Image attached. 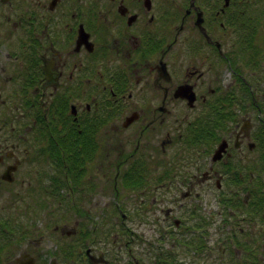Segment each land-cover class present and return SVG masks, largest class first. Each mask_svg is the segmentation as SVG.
Returning a JSON list of instances; mask_svg holds the SVG:
<instances>
[{"label": "flooded vegetation", "instance_id": "obj_1", "mask_svg": "<svg viewBox=\"0 0 264 264\" xmlns=\"http://www.w3.org/2000/svg\"><path fill=\"white\" fill-rule=\"evenodd\" d=\"M261 53L264 0H0V264H114L98 232L109 219L88 214L118 212L125 231L128 212L178 226V191L202 214L205 196L235 207L248 188L237 206L262 216L264 92L247 96ZM17 182L47 197L40 210L81 216L53 226L73 244L43 254L38 228L13 222ZM203 240L186 242L191 264Z\"/></svg>", "mask_w": 264, "mask_h": 264}, {"label": "rangeland", "instance_id": "obj_2", "mask_svg": "<svg viewBox=\"0 0 264 264\" xmlns=\"http://www.w3.org/2000/svg\"><path fill=\"white\" fill-rule=\"evenodd\" d=\"M261 55L262 62L264 63V53H261ZM255 57L256 59H253L254 61L259 60L257 54H255ZM262 65L257 69L254 67L253 71H257L258 73L261 71L264 72ZM223 72L226 73V77L229 79V71L224 69ZM262 82H264V76L263 81L253 76L247 96L251 92L252 98L255 97L254 102L257 99L262 100L261 97L264 92V83ZM244 102H247V100H244ZM248 113H251V117L255 119L257 113L254 110H250ZM207 161L211 162L210 160ZM253 161H257L255 154L253 155ZM260 166L254 165L253 171H259L260 174L258 176L255 174L256 182L261 183L260 185L264 188V166L262 168ZM208 168L209 166L206 163L205 169ZM222 168H220L221 173L223 172ZM247 189L243 187L239 192V196L234 194L242 204L245 198L248 197L247 201L252 199V196H248ZM194 195L193 193L191 197L192 201L190 199L184 200L181 197V191H178L177 200L185 202V208L175 215V218L180 221L178 226L175 225L174 219L163 221L164 213L162 215L153 212L148 214L143 213L138 217L134 212H128L126 213L128 220L125 223L127 225L125 231L120 227L123 219L122 215L118 212L113 214L110 210L107 214L89 213L88 215L90 218L93 217L94 220L98 216L99 218L96 221H100L102 216L109 219V224L105 225L104 228L99 227L98 232L100 236L102 233L103 242H105L104 250L108 251L107 257L114 264L117 263L115 260L117 256L120 257V262L124 259V262L119 264H133L135 260L139 264H151L155 260L156 253L159 250V252L166 251L170 257L174 255L177 258L175 259L177 263L191 264V258H195L196 254L192 250L186 249V242L190 244L192 241H196L198 244V236L201 230L203 231L205 242L204 244L202 243L203 249H201L202 256L200 264H263L264 251L263 245H261V239L264 240V224H262L264 214L258 217L251 215L252 213H250L246 206H237L238 200L236 201V197L234 201L236 204L235 207H233L232 203H226L225 207L220 205L216 198L224 199L226 197L224 193H221L219 196H205L203 198V206L205 209H203L202 214L187 212L186 207L197 204ZM112 197L110 196L109 198L110 203L113 201ZM46 201L47 197L43 196L39 191L34 190L33 186L28 190L27 184L17 182L12 188L10 206L13 211V222L17 225L23 224L22 221L31 222L35 226L34 228H38V234H35V238H40L42 235L45 236L41 244L43 254L51 253L54 250H57V253H59L62 248H68L73 244L74 238L61 235L60 233L61 236L59 234L55 235L53 226L55 224H64L65 219L61 218L62 216L68 219L66 226L71 230L75 225V220L78 219L77 217L81 218V216L78 215L75 217L72 215L68 218V214L62 213L63 211L49 213L48 211L40 210L38 206ZM58 205L63 206L65 203L59 204L58 202H54L53 206L58 207ZM25 211H29L28 216L23 215ZM6 213L8 215V212ZM157 216L160 217V220L155 221ZM202 216L203 219H201ZM42 223H45L50 229L44 227ZM117 233H120V238H116ZM251 254H255L256 256Z\"/></svg>", "mask_w": 264, "mask_h": 264}, {"label": "trees", "instance_id": "obj_3", "mask_svg": "<svg viewBox=\"0 0 264 264\" xmlns=\"http://www.w3.org/2000/svg\"><path fill=\"white\" fill-rule=\"evenodd\" d=\"M204 242H205V241L203 240L202 243L204 244ZM190 244H191V245H194V248H195L196 246H199V247H200V245H199L200 242L197 244L196 241H192ZM190 244H188V245H190ZM202 248H203V246H202ZM155 259H156V258H155ZM161 260H162V257L159 256V257L156 259V262H155V263H151V264H164ZM173 261H175L174 258H172V260H170L169 263H171V262H173ZM169 263H165V264H169Z\"/></svg>", "mask_w": 264, "mask_h": 264}, {"label": "water", "instance_id": "obj_4", "mask_svg": "<svg viewBox=\"0 0 264 264\" xmlns=\"http://www.w3.org/2000/svg\"><path fill=\"white\" fill-rule=\"evenodd\" d=\"M222 150H223V146H221L220 149L216 151V154L214 156L215 161L218 160L222 156V152H223Z\"/></svg>", "mask_w": 264, "mask_h": 264}]
</instances>
